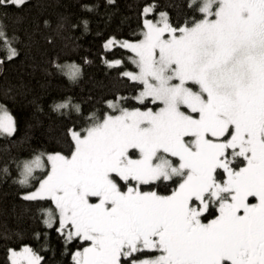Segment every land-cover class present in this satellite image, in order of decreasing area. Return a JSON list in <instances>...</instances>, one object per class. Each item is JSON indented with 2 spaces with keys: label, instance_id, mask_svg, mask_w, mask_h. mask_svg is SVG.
I'll return each instance as SVG.
<instances>
[{
  "label": "rangeland",
  "instance_id": "374dc122",
  "mask_svg": "<svg viewBox=\"0 0 264 264\" xmlns=\"http://www.w3.org/2000/svg\"><path fill=\"white\" fill-rule=\"evenodd\" d=\"M245 3L243 0H202L203 19L178 32L171 28L166 14L151 16L153 8L147 7L145 14L150 17L144 18L140 40L110 37L104 47L110 50L121 46L133 54L137 70L123 72L142 84L136 100L155 101L160 107L124 109L118 101L111 102V108L118 109L116 114L106 115L84 134L72 132L75 149L69 156L47 154L21 165V182L34 186L23 196L50 199L54 204L53 209L45 210L46 224H58L69 239L78 237L90 241L75 253L76 264H83L88 252L99 248L105 228L125 217L128 195L134 191L139 195L151 194L150 189L141 188L142 184L174 177L184 183L186 178L194 177L189 175L191 167L195 174L201 169L209 174L216 171L218 162L222 167L229 165L231 170L234 159L236 163L237 157L243 158L244 165L237 172L234 170V177L228 168H222L225 171L218 175L222 186L212 190L205 185L193 204L195 212L202 215L214 208L217 213L211 224L214 228L231 218L233 205H243L248 194L261 188L264 151L255 136L250 145L251 149L254 147L252 153L247 154L249 137L247 129L240 124L248 121L245 112L254 109L257 97L249 101L248 109L239 118L230 113L224 115L232 102L242 99L244 105L248 101L244 98L248 70L262 69L259 54L250 49L254 44L252 32L257 34L259 26L247 14ZM107 63L118 66L124 62L116 58ZM64 68L70 79H76L80 73V66L75 63L65 64ZM223 104L227 106L226 111ZM243 105L238 106L239 111ZM14 131V116L1 109L0 135H11ZM210 154L213 162L208 166L205 159ZM190 182L195 186L201 180L196 175ZM154 195L157 194L154 192ZM180 219L181 233L190 234L183 213ZM195 232L204 234L206 230L197 228ZM145 238L142 241L146 242ZM212 257L202 259L200 264H213L216 256ZM10 260L12 264H38L39 256L24 247L12 251ZM134 264L162 262L145 258ZM171 264H178V260Z\"/></svg>",
  "mask_w": 264,
  "mask_h": 264
},
{
  "label": "trees",
  "instance_id": "16d2710c",
  "mask_svg": "<svg viewBox=\"0 0 264 264\" xmlns=\"http://www.w3.org/2000/svg\"><path fill=\"white\" fill-rule=\"evenodd\" d=\"M147 7L153 8L151 16L166 14L177 32L204 17L202 0H0V110L15 119L14 133L0 135V264H12L10 253L24 247L39 256L38 264H76L75 253L90 243L67 238L58 224H46L45 210L54 204L23 196L34 186L21 182L20 168L47 154L69 156L75 149L72 132L84 134L106 115L116 114L111 102L124 109L160 107L136 100L142 84L123 72L137 70L133 54L121 46L104 47L110 37L140 40L144 18L150 17ZM116 58L124 63H107ZM69 63L80 66L76 79L65 73ZM130 154L137 157L135 151ZM241 160L233 163L235 171L243 167ZM180 182L174 177L141 188L171 194ZM216 214L211 208L204 218ZM106 230L99 248L86 258L108 241ZM111 255L114 263L99 264H134L152 256L143 251L117 262L118 252Z\"/></svg>",
  "mask_w": 264,
  "mask_h": 264
},
{
  "label": "flooded vegetation",
  "instance_id": "af4514ba",
  "mask_svg": "<svg viewBox=\"0 0 264 264\" xmlns=\"http://www.w3.org/2000/svg\"><path fill=\"white\" fill-rule=\"evenodd\" d=\"M243 1L248 5L247 7L245 3L248 8L247 14H251L254 18L253 23L259 26L257 34L252 32L251 39H254V44L250 49L259 54L262 69H257L255 72L250 69L246 73L244 98H248V101L244 102V105L240 101L242 99L232 102L229 111H226L227 106L223 104V109L227 112L224 115L230 113L239 118L242 115L240 113L248 109L249 101L252 102L254 96L257 97L258 102L254 105V109L245 112L248 121L245 123L244 120L240 123L247 129L249 137L247 154L251 155L254 147L251 149L250 145L255 136L258 137V143L264 151V85L261 83L264 82L262 79L264 78V0ZM250 93L252 96H249ZM240 105L244 106L241 111L238 107ZM221 115L223 117V114ZM212 162L213 157L210 154L205 159V165L210 166ZM234 162L235 159L232 163ZM222 168H228L234 177V169L230 170L227 164L222 167L218 162L216 171L209 174L204 173L202 169L195 174L191 167L192 173L190 172L189 175L194 177L189 180L186 178L184 183L182 180L171 194H159L151 190V194L139 195L134 191L128 195L129 202L125 204V217L119 223L107 227L108 241L103 240V249L100 248V252L97 251L95 255L87 257L83 264L114 263L111 255L113 252H118V262L122 257L130 258L143 251L152 255L145 258H152L153 261L159 259L162 264H171L176 259L178 264H200L202 259L210 256L212 259L214 255L216 258L213 264H264V183L261 188H256L245 197L243 205H233L230 209L233 211L231 218L216 228L211 225L215 217L205 220L204 215L197 214L193 208L205 185L208 184L212 190L222 186L223 181L218 179L219 172L225 171ZM196 175L201 182H197L194 186L190 181L194 180ZM225 182L228 184L227 179ZM154 192L157 195H154ZM234 198L236 201L237 195ZM154 200L158 201L154 203ZM182 213L185 217L183 221L188 223L190 232L188 235L180 231ZM197 228L205 229L206 233H196ZM173 235H178L183 242L177 249L171 243ZM143 237H146V242L142 241ZM119 248L121 252L118 251ZM170 255L173 258H170Z\"/></svg>",
  "mask_w": 264,
  "mask_h": 264
},
{
  "label": "water",
  "instance_id": "95a60500",
  "mask_svg": "<svg viewBox=\"0 0 264 264\" xmlns=\"http://www.w3.org/2000/svg\"><path fill=\"white\" fill-rule=\"evenodd\" d=\"M172 237H173V239H171V243H172V246L174 248L177 249L178 245H182L183 244V242L179 239L178 235H173Z\"/></svg>",
  "mask_w": 264,
  "mask_h": 264
}]
</instances>
